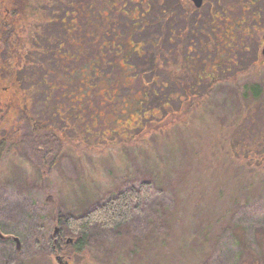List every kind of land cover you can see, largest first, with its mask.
Instances as JSON below:
<instances>
[{"label":"rangeland","instance_id":"obj_1","mask_svg":"<svg viewBox=\"0 0 264 264\" xmlns=\"http://www.w3.org/2000/svg\"><path fill=\"white\" fill-rule=\"evenodd\" d=\"M11 1L0 0V48L3 34L17 28L9 11L14 5ZM120 2L130 5V0ZM38 3L49 4L48 0ZM169 4H155L154 22L146 26L150 17H140L143 22L139 26L153 36L155 44L171 32L175 40L186 32L183 56L174 46V57L179 55L170 68L157 59L163 73L153 68L151 48L142 52L143 59L131 58L135 66L132 71L130 64L121 67L119 58L113 62L114 55H108L103 69L100 66L90 71V101L68 102L74 100L66 97L75 88L63 91L66 97L57 101L62 91L51 93L49 100L37 94L40 89L42 93L49 90L36 85L44 79L52 81V74L38 57H29L26 72L21 69L24 61L19 55L24 50L29 53L32 47L25 44L29 28L24 30L30 24L26 26L23 20L17 29L20 43L15 41V32L11 49L0 50V145L6 149L0 160V231L6 239L12 237L6 240V245H13L10 251L32 252L30 242H39L40 231L59 238V232L54 236L56 228L61 230L55 222L58 213L79 218L127 189L139 191L144 185L150 189L141 211H135L129 222L116 229L96 228L85 239L87 246L82 252H73V242H63L67 253L51 257L30 254L21 264H202L198 250L203 247L224 250L222 264H264L262 36L250 29L248 53L244 51L240 59L237 56L234 67L228 63L232 54L224 56L227 68L222 66L223 72L216 73L219 81L213 86L207 79L192 92L175 91L172 87L180 89V84L197 85V74H210L216 58L213 49L217 43L227 46L232 41L224 28H211L208 6L199 14L201 23L194 14L177 24L170 19L157 21ZM216 36L220 37L218 42ZM90 53L93 64L98 61L97 45L90 46ZM184 54L193 67L192 77L185 65L188 76L172 70L183 66ZM79 66L83 68V61L75 67ZM14 81H20L19 91ZM156 81H164L171 88L153 95ZM248 83L263 86L259 99L254 98L255 91L242 88ZM120 84L129 87L116 89ZM169 96L171 101L164 108ZM57 104L62 106L59 111L66 117L64 122L49 110ZM79 106H83L84 114ZM29 122L34 135L48 134L49 139L55 135L59 147L56 158L29 148ZM49 139L48 145H52ZM20 141L25 143L21 151L11 148ZM9 257L0 248V264H9Z\"/></svg>","mask_w":264,"mask_h":264},{"label":"flooded vegetation","instance_id":"obj_2","mask_svg":"<svg viewBox=\"0 0 264 264\" xmlns=\"http://www.w3.org/2000/svg\"><path fill=\"white\" fill-rule=\"evenodd\" d=\"M38 1L39 0H21L22 4L18 30H20L19 28L20 25H22V20L25 22L26 26L30 24V27L24 30L26 31L29 28L24 37L25 44L29 43L32 47L29 49V53L24 50L23 55L21 57L19 55V59L20 61H24V65L21 68L24 72H26L27 69V60H30L32 57H35V59L37 57L40 58V63H46L48 68L50 67L49 70L52 74V81L48 82L44 79V82L39 81L40 84L36 85L37 88H49V90L43 91L44 93H42V89L37 93L44 95L48 100L50 99L51 93L54 91H62L60 98H55L57 101V99L59 100L66 97L63 91L75 88L76 93L72 92V94L66 97L74 100H69L68 102H82L85 98H88L87 101H90V71H92V69L97 70L100 66L102 67V63L108 61V55H114L113 62H115L116 58H119L121 67L124 66L122 64H130L131 67L129 70L132 71L135 66L131 58L136 57L137 61L143 59L142 52H149V50L145 49L151 48L155 58L153 68H158L160 71L162 69L159 68L157 59L159 63L160 61H164L170 68L171 62H174L179 54L183 56V50L186 49L185 39L187 33L183 32L175 40L172 38L171 35H173V33L171 32L166 39H160L155 44L153 36L148 35V32H144L142 30L143 27L139 26L140 22H143L141 21L142 18L150 17L149 21L145 23L146 26L154 22L155 4H161L163 7H166V5H164L165 2H170L168 10L162 11V15L157 17V21L162 20L165 22L170 19L172 24L182 22L187 19L186 16H192L193 14L198 23H201V21L198 20L199 14H202L204 8L208 6V11L212 16L211 28L217 30L224 28L226 30V36H229L232 41V45L228 44L227 46L226 43L223 42L220 44L217 43L216 48L213 49L216 58L213 60L210 74H197L195 78L197 85L192 87L186 84H180V89L182 90L174 86L172 88H176L177 90L174 89L175 91L185 93L192 92L194 88H198V83L207 79H211L212 86L217 83L219 81L217 78L219 77H217L216 73H219V70H221L220 68L225 66L223 65L224 56L232 54V59L228 60V63L234 67V65H236L237 56L240 59L246 52L248 53L250 48L248 40L246 44V38L251 37L250 29H255L261 34L264 42V0H211L210 4L207 3V0H203L201 6L197 5L196 0H130L129 6H127L126 3L120 5V1L122 0H48V5H40ZM9 11L13 12L11 10ZM9 11L7 12L9 13ZM176 11L179 12L178 15L174 14ZM175 16H177V18H175ZM126 33L128 35H126ZM144 34H147V36H143ZM16 36L18 38H16L15 41L18 40L20 43L19 31L16 32ZM219 38V36H216L215 40L217 39L218 42ZM12 41V37L8 39L9 45L14 44ZM223 44H225V46H222ZM93 45H97L95 59L98 61L91 64L90 59L93 54L90 53L89 55V48ZM156 45L160 46L161 49H157ZM174 46H177L176 49L179 50V54L176 57H174V55L177 54L176 50L173 51ZM226 48L230 50V53L226 54ZM262 54L264 56V47ZM29 57L31 58L29 59ZM194 59L196 61L195 66L198 67V55H196ZM81 61H83V68L80 66L75 67L76 64H81ZM184 65L189 67V73L192 77L194 72L192 69L193 67H191L189 58H187L185 54L183 66L177 65V67H173L174 69L172 70H174L175 73L188 76V73L184 71ZM42 69L41 67V70ZM162 71L165 73V70L162 69ZM228 71L229 69H227V73ZM124 73L128 74V71L126 70ZM235 75L238 74L235 73ZM41 76L42 78L45 77L43 73ZM167 78L168 81L172 80L169 74ZM54 79L55 83L53 82ZM155 79L154 76L153 82ZM17 82L20 84V81ZM167 85L168 84L164 81H156L153 83V95L157 94L159 91L164 92L166 87L171 88ZM115 87L116 89H122L128 88L129 86L120 84ZM21 88L22 86L20 85V89ZM242 88L246 91H263V86L261 84L257 86L256 84L251 85L248 83L243 85ZM235 89L237 90V88ZM170 101L171 97L169 96L163 102L164 108L167 107ZM144 102L145 101H141V104H144ZM59 107L62 106L57 104L49 110L54 117V114H57L58 120L64 122V118L66 117L63 116L62 111H59ZM82 107L83 106H79L82 114H84ZM45 135L48 136V134ZM54 136L55 135H53L51 139H46L57 141ZM35 151L37 153L38 150ZM60 234L61 231L59 230V236ZM6 238L7 236L4 239L0 238V240L6 241ZM66 239L67 238L56 237V239H54V244H58L60 241L65 244L73 242L74 246L77 245L78 239L75 238L76 240H73L69 237L68 241Z\"/></svg>","mask_w":264,"mask_h":264},{"label":"trees","instance_id":"obj_3","mask_svg":"<svg viewBox=\"0 0 264 264\" xmlns=\"http://www.w3.org/2000/svg\"><path fill=\"white\" fill-rule=\"evenodd\" d=\"M11 2H14L13 7L10 8V10H14L12 13L14 24L17 28L13 30V27L9 29V31H6L2 37L1 42V48L0 50L3 51V48H10L12 47L11 44L9 45L8 39L11 38V35L13 32H17L18 25L20 22V11H21V0H13ZM5 8V7H4ZM1 14V13H0ZM12 59V56L10 57ZM96 70V69H92ZM97 71V70H96ZM203 75V74H202ZM15 82V81H14ZM16 90L19 91L20 84L19 82H15ZM15 90V91H16ZM253 92V91H252ZM253 92L255 95V99H259L260 92L255 91ZM30 121V120H29ZM29 135L31 136V140L29 143V148L36 152L35 150H38L37 153L45 154L49 157L54 156L56 158L57 153H59V147L57 144V141H51L52 145H48L49 142L46 138L49 136H41V135H34V133H31L30 131V122L26 125ZM56 143V144H55ZM25 145L24 142L19 143H13L11 148H16L17 150L22 149V147ZM5 145L1 147L0 145V160H2L5 157ZM22 155L27 154V152H21ZM54 158L52 159L51 166L54 165ZM150 196V189L149 185H144L141 190L137 191L135 189H127L123 193L113 196L109 198L106 202L99 204L95 206L93 209L88 211L84 216L79 218H73V217H65L61 213L57 214L56 218V225L60 226L62 234H60V237L68 238L69 236H74L78 238L77 245L74 246L73 252H82L83 249L87 246V243L85 242V239H87L92 231H95L96 228H103L106 230H112L116 229L120 226L125 225L127 222H129L132 219V216L135 211L139 212L142 209V205H146L147 201ZM55 204V202H53ZM2 219V218H1ZM21 231V230H20ZM25 233V230H22ZM26 235V234H25ZM40 240L39 242H30L31 245L33 244V251L25 252V251H10L12 250V243L8 246L6 245L7 241H0V248L5 253L10 254L9 257V264H21L22 258H29L30 254H36L37 255H44L45 257H51L54 254H57L59 252L61 253H67L66 250H68L63 243L60 241L58 244H54V238L52 236H48L44 231L39 232ZM72 237V238H74ZM252 238V236H251ZM12 239V237L8 238L7 240ZM43 246H41V245ZM66 251V252H65ZM224 250H218L217 248L209 250L208 248H201L198 250V257L201 256L202 264H222V261L225 259L224 256ZM25 254V255H24ZM243 255V250L240 253V255ZM7 256V255H6ZM7 258V257H6ZM3 262V259H2ZM245 264V263H243Z\"/></svg>","mask_w":264,"mask_h":264},{"label":"water","instance_id":"obj_4","mask_svg":"<svg viewBox=\"0 0 264 264\" xmlns=\"http://www.w3.org/2000/svg\"><path fill=\"white\" fill-rule=\"evenodd\" d=\"M202 1H203V0H196L197 5H198V6H201ZM58 232H59V228H56V229H55V232H54V236H55L56 234H58ZM0 238H1V239H4V238H5L4 235L1 233V231H0ZM16 240H17V239H16ZM57 259H59V258H57Z\"/></svg>","mask_w":264,"mask_h":264}]
</instances>
